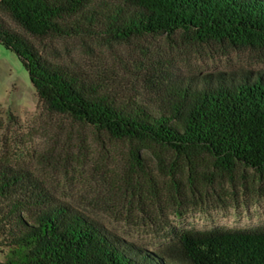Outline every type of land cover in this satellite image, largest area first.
Returning a JSON list of instances; mask_svg holds the SVG:
<instances>
[{
	"label": "trees",
	"instance_id": "trees-1",
	"mask_svg": "<svg viewBox=\"0 0 264 264\" xmlns=\"http://www.w3.org/2000/svg\"><path fill=\"white\" fill-rule=\"evenodd\" d=\"M163 36L249 51L264 66V0H0V45L18 57L44 107L128 144L124 195L129 211L144 214L146 199L160 203L165 192L179 205L186 191L201 197L217 182L246 186L241 169L264 182L263 69L181 77L145 49L133 64L94 73L55 56L57 41L93 52ZM0 249L2 264H264V226L176 229L147 252L0 156Z\"/></svg>",
	"mask_w": 264,
	"mask_h": 264
},
{
	"label": "rangeland",
	"instance_id": "rangeland-1",
	"mask_svg": "<svg viewBox=\"0 0 264 264\" xmlns=\"http://www.w3.org/2000/svg\"><path fill=\"white\" fill-rule=\"evenodd\" d=\"M54 47L58 62L78 64L94 73L133 64L132 59L141 58L145 49L158 54L181 77L264 70V66L255 64L249 51L177 45L164 36L114 44L111 48L93 45V52L79 40L57 41ZM128 151L127 143L106 135L99 138L92 128L50 113L39 100L18 57L0 45V156L29 169L58 199L147 252L162 247L176 229L209 231L264 226V182L243 169L240 173L249 176L246 186L217 182L206 188L201 197L186 191L187 199L179 205L174 193L165 192L160 203L146 199L148 213L129 211V198L123 190L124 180L131 172ZM149 162L153 167V159ZM206 168L213 170L211 161H207ZM5 260L6 254L0 249V264Z\"/></svg>",
	"mask_w": 264,
	"mask_h": 264
}]
</instances>
